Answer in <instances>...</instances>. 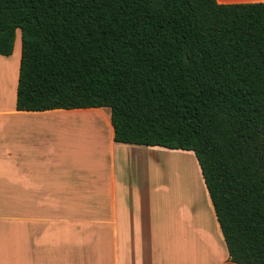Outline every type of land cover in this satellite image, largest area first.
Returning a JSON list of instances; mask_svg holds the SVG:
<instances>
[{
	"label": "trees",
	"instance_id": "16d2710c",
	"mask_svg": "<svg viewBox=\"0 0 264 264\" xmlns=\"http://www.w3.org/2000/svg\"><path fill=\"white\" fill-rule=\"evenodd\" d=\"M16 108H108L114 140L193 151L229 251L264 264V1L0 0Z\"/></svg>",
	"mask_w": 264,
	"mask_h": 264
},
{
	"label": "crops",
	"instance_id": "0c3cea01",
	"mask_svg": "<svg viewBox=\"0 0 264 264\" xmlns=\"http://www.w3.org/2000/svg\"><path fill=\"white\" fill-rule=\"evenodd\" d=\"M12 55L0 54V264L229 262L209 195L210 216L195 203L157 215L155 156L168 148L116 142L103 108L18 110Z\"/></svg>",
	"mask_w": 264,
	"mask_h": 264
},
{
	"label": "rangeland",
	"instance_id": "374dc122",
	"mask_svg": "<svg viewBox=\"0 0 264 264\" xmlns=\"http://www.w3.org/2000/svg\"><path fill=\"white\" fill-rule=\"evenodd\" d=\"M9 58L8 63L12 64V69L16 76L21 58V42L19 37L15 43L14 53ZM103 111L109 114V109L103 108ZM79 126L81 133L85 132L84 130L87 125ZM86 130H89V128ZM160 151L162 153H156L155 157L158 166L154 168L152 175V178L157 183V188L155 189L157 190L156 199L154 200L157 215L161 217L165 212L166 207L164 203L167 206V212L172 215L173 209L176 218L178 217L176 211L179 210V207L180 210H184L187 214L191 211L193 203L195 205L199 204L197 212H200V209H206L209 216L212 215L207 190L195 153L187 150L170 149ZM202 198L205 200V204ZM209 216L207 214V219H209Z\"/></svg>",
	"mask_w": 264,
	"mask_h": 264
}]
</instances>
